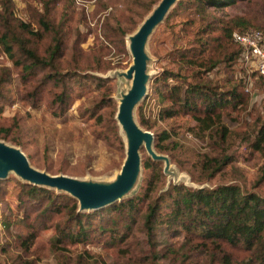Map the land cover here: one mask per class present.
<instances>
[{"label":"trees","instance_id":"obj_1","mask_svg":"<svg viewBox=\"0 0 264 264\" xmlns=\"http://www.w3.org/2000/svg\"><path fill=\"white\" fill-rule=\"evenodd\" d=\"M37 1L40 7L30 8L28 20H23L17 17L13 0H0V55L11 62L24 86L21 98L32 108L44 104L54 117H60L75 98L99 93V99L84 111H90L89 117L95 116L97 120L101 118L98 108L111 107L114 111L116 105L107 93L109 79L99 73L121 66L127 59L126 35L136 30L159 0H97L103 10L115 2L122 4L121 9L110 10L101 28L111 49L121 58L117 64H111V59L105 57L108 45L94 44L89 50L81 47L84 34L77 24L70 23L75 10L73 0ZM239 3H244L249 12L231 17L217 14ZM79 15L80 20L86 19L83 11ZM174 20L179 24L174 33L184 43L173 42L166 53L169 65L161 67L151 81L160 104V116L192 117L200 131L207 133L212 149L219 148L234 133L228 124L221 123L222 118L236 121L233 114L244 113L249 103L245 80L236 78L232 70V65L239 61L240 47L231 35L235 30H258L264 46V0H177L163 23L172 27ZM219 65H223L225 75L216 82L207 79L206 75ZM250 72L257 76V84L264 87V75ZM12 81V68L0 65V111L10 99ZM136 113L141 126L154 129L155 121L143 114L141 106ZM247 114L252 119V130L243 139L264 159V117L254 111ZM209 116H217L221 121H208ZM22 120L19 114L0 117V140L21 145ZM117 138L123 148L118 134ZM177 143L171 140L168 130L154 131L153 145L158 153L173 157ZM230 159L231 155L224 152L203 155L197 165L201 176L192 179L214 177ZM161 165L148 157L144 167L153 170L148 178L147 174L143 176L144 184L135 195L90 211H79L78 201L65 192L11 177L0 179V198L7 191L9 180L18 185L17 208L26 227V234L11 239L22 251L15 256V264H33L22 253L30 252L37 236L47 229L54 232L52 250L62 256L61 252L73 245L102 243L118 248L117 256L121 253L122 260L126 263L128 259L131 264H264V196L233 183L192 187L179 182L171 183L153 197L162 177ZM183 167L179 165L180 170ZM261 170L264 176V160ZM159 229L169 240L184 232L187 251L171 243L160 250ZM137 234L143 235L144 248L136 241ZM7 251L0 246V253ZM76 261L100 264L93 256L85 259L77 255ZM64 263L65 260L61 261ZM101 264L117 262L101 261Z\"/></svg>","mask_w":264,"mask_h":264},{"label":"rangeland","instance_id":"obj_2","mask_svg":"<svg viewBox=\"0 0 264 264\" xmlns=\"http://www.w3.org/2000/svg\"><path fill=\"white\" fill-rule=\"evenodd\" d=\"M13 1L17 17L23 20H28V10L30 8L40 7V3L37 0ZM60 5L57 11L60 10ZM114 7L119 10L122 8V4L115 2L107 7L108 9L103 10L97 0H73V8L75 10L70 22L73 25L77 24V27L84 34L81 40V47L84 50H89L94 44L97 46L100 44L108 45L105 57L111 59V64H117L121 58H118V55L111 49V44L105 39L101 28L105 16ZM247 10L248 8L244 3H239L234 7L223 8L217 14L231 17L244 15V13L249 12ZM81 11L86 15L85 20H80L81 16L79 13ZM163 21L154 28L146 42L145 48L149 57V65L147 67L149 80L146 94L138 101L134 110L136 122L138 123L136 110L138 106H141L143 114L148 116L151 122L155 121L154 129L149 131L154 134V131L168 130L171 134V140L178 142V147L173 150V157L169 153H163L170 160L169 167H174L176 176L178 178L181 177L178 183L183 182L192 187H214L220 183H233L241 186L246 191H254L264 196V176L261 170L264 159L259 152L252 150L243 139L246 132L252 130L250 128L252 119L247 113L254 111L264 117V87L257 84V76L250 74L251 72L247 68L244 69L238 60L232 65L234 76L245 80V90L249 94V103L244 113L239 116L233 114V116H237L236 121L227 118H222L221 121V118L217 116L207 117L208 121L215 123L221 121V123L228 124L230 130H234V133H231L226 142L221 144L219 148L212 149L207 133L200 131L199 125L192 117L175 116L163 119L160 116V104L151 89V81L161 70V67L169 65V63H166V53L171 49L173 42L176 40L178 45L184 43V39L178 38L174 33L179 25L177 21H173L172 27H167ZM128 35L125 37L126 47ZM122 57L124 59L123 55ZM131 63L132 58L130 53H128L127 59L122 62L121 66L119 65L99 73L109 79L107 93L114 102L112 104L116 106L114 111L111 107L98 108V114H100L101 118L97 120L95 116L89 117L91 116L90 111L85 112L84 110L94 100L99 99V93L75 98L67 112L60 117H54L45 109L44 104L39 108H32L21 98L24 86L13 69L11 62L5 55H0V65H7L12 68L13 76L8 92L10 99L3 104L0 117L10 118L16 114L23 116V131L21 134L23 143L16 145L9 141H3L20 148L33 167L47 171L50 174H64L85 180L111 181L120 170L125 158L124 137L115 120V115L121 93L126 92L131 85V79L122 76L121 73L126 72ZM242 68L244 69L243 71L241 70ZM224 71L223 65H219L212 72H209L206 77L216 82L225 75ZM138 125L145 129L139 123ZM117 134L121 142H123V148L121 143H119ZM222 152L231 155V159L221 171L217 172L212 178H204L201 181L193 180L194 178L198 180L201 176L197 165L203 155H221ZM140 157V181L137 187L124 198L135 195L144 184V182L142 183L143 176L147 174L148 178L153 170L144 167L145 160L148 157L151 159L144 148L140 150ZM161 163L162 177L157 181L156 189L152 193L153 197L158 192L165 190L171 183L174 184L175 178L173 176L169 177L171 175L163 172L164 163ZM180 164L184 166V170L179 169ZM183 174L188 176L189 179H186V176H181ZM9 177L21 180L13 172L9 173L7 178ZM6 188L7 191L0 198V246L6 247L8 251L7 253H0V264H15V256L21 254L22 251L19 247L13 245L11 239L17 234H26V227L17 208L18 185L12 179L7 182ZM6 218L9 219V224H7L9 226H5ZM53 234L52 229L42 231L37 236L30 252H23L22 257L33 260V264H61L63 260L66 262L64 264H78L76 261L77 255H83L85 259L93 256V259L98 260L100 264L101 261L107 263L117 262V264H122L123 261L124 264H131L126 258V263L125 260H122L121 253L117 256L118 248H111L102 243L73 245L68 247V251H62V256L60 253L54 252L50 246ZM137 235L136 241L144 248L143 235ZM158 242L160 250H163L170 243L181 251H187L188 249L184 232L178 238L169 240L163 229H159ZM84 251L89 254L86 255ZM160 262L168 263V260Z\"/></svg>","mask_w":264,"mask_h":264},{"label":"water","instance_id":"obj_3","mask_svg":"<svg viewBox=\"0 0 264 264\" xmlns=\"http://www.w3.org/2000/svg\"><path fill=\"white\" fill-rule=\"evenodd\" d=\"M177 0H159L144 17L136 30L128 35L127 49L132 63L122 76L131 79L126 92L121 93L115 120L124 137L125 158L120 170L111 181L85 180L64 174H50L33 167L24 152L3 140H0V179L13 172L23 182L44 186L58 192H65L78 201L79 211H90L112 204L132 192L140 181L141 157L144 148L153 161L164 163L163 172L174 177V184L181 178L176 176L175 168L169 167L167 155L158 153L153 147L154 134L141 128L135 119L134 110L138 101L146 94L149 74V57L146 42L154 28L160 24ZM186 176V175H181ZM186 179H189L186 176Z\"/></svg>","mask_w":264,"mask_h":264},{"label":"built area","instance_id":"obj_4","mask_svg":"<svg viewBox=\"0 0 264 264\" xmlns=\"http://www.w3.org/2000/svg\"><path fill=\"white\" fill-rule=\"evenodd\" d=\"M232 40L240 47L239 62L243 67L264 75V46L258 30L232 32Z\"/></svg>","mask_w":264,"mask_h":264}]
</instances>
